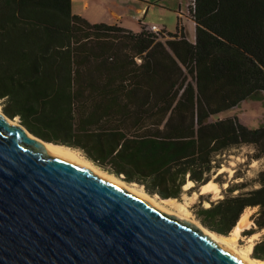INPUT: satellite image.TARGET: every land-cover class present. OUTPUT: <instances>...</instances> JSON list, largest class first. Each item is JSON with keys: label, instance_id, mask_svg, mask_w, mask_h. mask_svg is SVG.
Masks as SVG:
<instances>
[{"label": "trees", "instance_id": "trees-1", "mask_svg": "<svg viewBox=\"0 0 264 264\" xmlns=\"http://www.w3.org/2000/svg\"><path fill=\"white\" fill-rule=\"evenodd\" d=\"M193 1L189 41L180 23L160 39L143 22L138 31L90 22L71 0H0L1 111L161 198H179L187 180L198 190L229 147L252 144L264 158V124L211 118L264 93V0ZM254 181L191 210L228 235L256 206L242 234L260 232L251 257L264 260V165Z\"/></svg>", "mask_w": 264, "mask_h": 264}, {"label": "water", "instance_id": "water-1", "mask_svg": "<svg viewBox=\"0 0 264 264\" xmlns=\"http://www.w3.org/2000/svg\"><path fill=\"white\" fill-rule=\"evenodd\" d=\"M7 118L1 111L0 264H246Z\"/></svg>", "mask_w": 264, "mask_h": 264}, {"label": "rangeland", "instance_id": "rangeland-1", "mask_svg": "<svg viewBox=\"0 0 264 264\" xmlns=\"http://www.w3.org/2000/svg\"><path fill=\"white\" fill-rule=\"evenodd\" d=\"M175 11L176 10L173 9L166 11V13H160L158 11L153 10L150 11L149 13H145L144 16L143 13L139 14L138 18H142V22H146L145 24H156L159 27H161V25H166V31L164 30L165 32L160 36V39H165L169 37L167 32L176 31L177 14ZM94 13H96L97 15L99 14L102 15L104 12L103 13L94 12ZM125 24L126 26L130 27L132 31H138L140 29V25L138 24V22H135L133 19H126ZM188 29H189L188 35L192 37L194 33L193 31L194 29L192 30L190 27ZM0 112H1V108H0ZM228 115H236L241 123L249 127H257L261 124H264V93L260 92L253 97H248L240 101L236 106L222 110L218 114L213 115L211 118L214 119L216 117H224ZM14 120L17 121V118H15ZM73 150L76 153V155L88 160L80 151L76 149ZM253 152H254V147L252 144H240L229 147L221 155V160H222L221 163L222 166L220 167L221 169L219 168L217 172L213 174L212 178L210 179L216 183V188H213L211 190L201 191L200 189L201 185H200L198 190L188 191L189 186L184 187L183 193L179 198H172L164 202L165 207L169 208V210H172L173 212H176L179 215L182 216L184 215L187 218L196 220L199 223V221L195 218L191 210V207L194 203L201 202L202 205H208L209 200H214L226 194L227 193L226 187L228 185H232L233 187H238L242 182H244L246 184V187L238 190L249 189L252 188L254 185H256L254 178L257 176L258 171L263 168L264 158H259V159L253 158L252 157ZM88 161L91 162L90 160ZM91 164L93 163L91 162ZM95 166L98 169L104 171L97 165ZM216 176L218 180H214V177ZM116 178L122 180L119 177ZM220 180H222L223 182L220 183L219 182ZM122 181L127 186L148 194L139 184L134 182H126L124 180ZM238 190L233 191V193H236ZM134 193L137 194L136 192ZM151 196H155L157 201H160V198L156 194ZM256 209H257L256 206L246 207L243 213L239 217V219L242 217V220L239 221L238 219L236 223V225L238 224V232H232V230L229 232L230 236L233 235L232 240H234V244L238 248H241L243 250L246 249L248 244H252L253 246L254 241L259 237L260 234V232L253 233L249 236L242 234V231L250 227V225L252 224L250 216ZM174 216H176L179 219L182 218L177 215ZM249 255L251 256V251L249 252Z\"/></svg>", "mask_w": 264, "mask_h": 264}, {"label": "crops", "instance_id": "crops-1", "mask_svg": "<svg viewBox=\"0 0 264 264\" xmlns=\"http://www.w3.org/2000/svg\"><path fill=\"white\" fill-rule=\"evenodd\" d=\"M187 3V0H71V11L90 22L117 24L131 30L125 24L126 19H133L139 23L142 22V18H138L141 13H149L153 10L166 13V11L174 9L177 14L176 25L180 23L186 38L193 41L194 33L192 37L188 35V28L193 30L194 22L188 15ZM94 12L104 13L97 15ZM161 27L166 31V25H161Z\"/></svg>", "mask_w": 264, "mask_h": 264}, {"label": "bare ground", "instance_id": "bare-ground-1", "mask_svg": "<svg viewBox=\"0 0 264 264\" xmlns=\"http://www.w3.org/2000/svg\"><path fill=\"white\" fill-rule=\"evenodd\" d=\"M1 113V112H0ZM8 122L11 124H16L17 121H15L14 119H10L7 118ZM45 145L49 148L50 151L52 152H56L62 156H65L66 158L73 160L83 166H86L87 168L91 169L92 171H94L95 173L105 177L106 179H108L109 181H112L114 183H116L117 185H120L122 187H126V189L130 190V191H134L137 193V195L143 197L144 199L148 200L153 206H155L156 208L171 214L173 213L174 215H177L179 217H182L184 219H180L182 221H186L190 224L193 223V225L199 227L202 229L203 232H205L206 234H208L213 240H215L217 243H219L223 248L227 249L231 254H233L234 256H236L238 259L242 260L243 262H245L246 264H264V260L263 259H258V258H254L251 257L249 255V252L252 250V244H248V246L246 247L245 250L238 248L235 244H234V240H232V236L228 235H224V234H220L217 233L215 231L209 230L207 228H204L203 226L200 225V223H198L196 220H192L190 218L185 217L184 215H179L176 212H173L172 210H169V208L165 207L164 202L172 199V198H160V201H157L155 196H151L148 195L142 191H138L135 190L134 188H131L129 186H127L122 180L114 177L112 174L106 173L105 171H102L100 169H98L95 165L91 164V162H89L88 160L76 155V153L74 152L73 149L67 147V146H62V145H57V144H52V143H45ZM221 169V168H220ZM134 184V183H132ZM192 184V182L190 180H187V182L183 185L184 187L190 186ZM213 188H216V183L212 180H208L207 182H205L204 184H202L200 186L201 191L203 190H211ZM200 191V190H199ZM215 191V189H214ZM171 214V215H173ZM173 215V216H174ZM176 217V216H175ZM177 218V217H176ZM179 219V218H178ZM242 220V217L239 219V221ZM232 232H238V224L235 225L232 229ZM233 234V233H232ZM234 239V238H233Z\"/></svg>", "mask_w": 264, "mask_h": 264}, {"label": "built area", "instance_id": "built-area-1", "mask_svg": "<svg viewBox=\"0 0 264 264\" xmlns=\"http://www.w3.org/2000/svg\"><path fill=\"white\" fill-rule=\"evenodd\" d=\"M188 4L190 5H194V1L193 0H189L188 1ZM145 29L149 32H152L153 34L157 35L158 37H160L163 32V28L162 27H159L158 25L156 24H145Z\"/></svg>", "mask_w": 264, "mask_h": 264}]
</instances>
